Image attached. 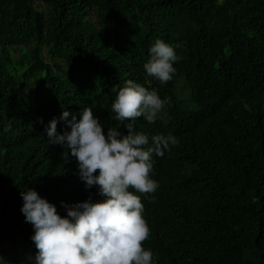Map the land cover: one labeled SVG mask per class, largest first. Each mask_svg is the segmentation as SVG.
<instances>
[{
  "label": "trees",
  "instance_id": "obj_1",
  "mask_svg": "<svg viewBox=\"0 0 264 264\" xmlns=\"http://www.w3.org/2000/svg\"><path fill=\"white\" fill-rule=\"evenodd\" d=\"M156 39L179 57L166 84L143 67ZM128 80L165 102L135 131L150 143L178 140L153 155L162 180L154 201L134 193L153 213L152 232L154 218L155 232L168 230L149 240L154 264H264V0H0V248L31 251L34 264L21 191L35 190L61 217L62 202L105 199L45 129L56 119L58 133L70 131L62 113L79 120L91 107L106 135L120 125L112 89Z\"/></svg>",
  "mask_w": 264,
  "mask_h": 264
},
{
  "label": "clouds",
  "instance_id": "obj_2",
  "mask_svg": "<svg viewBox=\"0 0 264 264\" xmlns=\"http://www.w3.org/2000/svg\"><path fill=\"white\" fill-rule=\"evenodd\" d=\"M149 55L143 65L147 76L166 84L173 78V65L179 59L174 48L156 39ZM112 91L116 95L111 111L120 125L109 127L106 135L91 107L81 110L79 120L75 115L69 119L68 111L62 113L60 120L70 131L58 133L56 119L45 129L48 144L64 147L65 158L70 153L76 159L85 188L97 186L105 199L93 203L89 197L71 205L62 202L67 215L61 217L55 205L35 190L21 191V212L25 222L33 226L34 264H154L155 247L149 240L153 235L162 240L168 235V230L155 232L159 221L154 217L152 232L145 213H153L145 210L140 196L134 194L155 199L162 180L154 171L153 155L163 157L178 143L171 134L152 136L150 143L147 135L135 131L137 118L154 123L165 102L156 90L133 80ZM120 126L127 134L118 131Z\"/></svg>",
  "mask_w": 264,
  "mask_h": 264
},
{
  "label": "rangeland",
  "instance_id": "obj_3",
  "mask_svg": "<svg viewBox=\"0 0 264 264\" xmlns=\"http://www.w3.org/2000/svg\"><path fill=\"white\" fill-rule=\"evenodd\" d=\"M35 85L29 91V95L31 98L36 100H41L43 97L42 90H39L37 93L34 91ZM186 88L185 90L179 89L177 92V96L181 99H186ZM32 256L31 251L25 255L21 256L19 253H12L11 251H7L6 247L0 248V264H29L30 258Z\"/></svg>",
  "mask_w": 264,
  "mask_h": 264
}]
</instances>
